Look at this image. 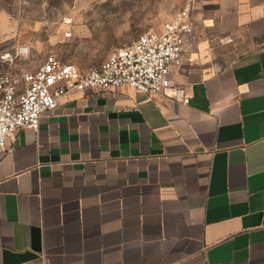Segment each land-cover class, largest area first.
Masks as SVG:
<instances>
[{
    "label": "crops",
    "instance_id": "crops-1",
    "mask_svg": "<svg viewBox=\"0 0 264 264\" xmlns=\"http://www.w3.org/2000/svg\"><path fill=\"white\" fill-rule=\"evenodd\" d=\"M65 12L0 0V73L57 53ZM193 22L187 103L72 91L9 141L0 264H264V1L193 0Z\"/></svg>",
    "mask_w": 264,
    "mask_h": 264
},
{
    "label": "built area",
    "instance_id": "built-area-1",
    "mask_svg": "<svg viewBox=\"0 0 264 264\" xmlns=\"http://www.w3.org/2000/svg\"><path fill=\"white\" fill-rule=\"evenodd\" d=\"M193 31L192 1L160 29L145 30L126 46L114 49L98 66L82 68L48 54L36 70L0 73V163L13 136L22 128L38 130L41 116L56 109L72 91L128 85L149 97L187 103L190 96L185 88L174 87L173 75L186 62H194L187 44ZM19 52L27 55L28 49Z\"/></svg>",
    "mask_w": 264,
    "mask_h": 264
},
{
    "label": "rangeland",
    "instance_id": "rangeland-1",
    "mask_svg": "<svg viewBox=\"0 0 264 264\" xmlns=\"http://www.w3.org/2000/svg\"><path fill=\"white\" fill-rule=\"evenodd\" d=\"M193 0H51L54 7H64L65 18L71 26L64 31V40L57 46V53H40L31 58L14 57L18 70L33 71L48 54H55L65 62H73L83 68L98 66L114 49L124 47L147 28L139 27L143 20L155 18L153 25L160 29L180 9ZM264 1V0H253ZM75 13L69 15V12ZM55 16V13H52ZM74 17V18H73ZM82 22L91 31L78 34L74 26ZM127 25L128 29H124ZM71 31V36L65 32ZM125 33L127 36H125ZM43 54V55H42Z\"/></svg>",
    "mask_w": 264,
    "mask_h": 264
}]
</instances>
